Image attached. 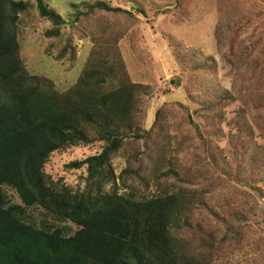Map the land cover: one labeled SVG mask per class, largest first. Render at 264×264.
Wrapping results in <instances>:
<instances>
[{
	"label": "trees",
	"instance_id": "obj_1",
	"mask_svg": "<svg viewBox=\"0 0 264 264\" xmlns=\"http://www.w3.org/2000/svg\"><path fill=\"white\" fill-rule=\"evenodd\" d=\"M49 1L0 0V264H211L227 245L254 250L249 217L231 194L227 218L215 214L224 225L221 239L206 235L210 225L192 229L191 215L205 205L183 186L195 173L180 162L171 137L153 143L155 152L146 159L152 130H141L135 117L148 90L131 81L118 39L90 28L93 48L64 91L26 68L19 38L31 14L49 24L43 33L49 40L61 39L67 25ZM72 9L70 27L99 13L131 16L102 0ZM61 43L50 57L72 63L78 57L72 39ZM237 125L250 141L249 125ZM93 144L99 154L68 165L86 169L78 188L47 172L55 154ZM121 153L127 167L116 174L113 160ZM254 154L250 189L263 197L264 157Z\"/></svg>",
	"mask_w": 264,
	"mask_h": 264
},
{
	"label": "rangeland",
	"instance_id": "obj_2",
	"mask_svg": "<svg viewBox=\"0 0 264 264\" xmlns=\"http://www.w3.org/2000/svg\"><path fill=\"white\" fill-rule=\"evenodd\" d=\"M96 1H49L67 23L61 39H46L43 33L49 24L31 14L19 38L26 68L54 80L64 91L76 82L93 48L90 28L97 36L103 30L105 37L118 39L131 81L148 90L135 117L141 130H152L146 159L150 161L155 152L153 143L162 145L169 136L178 145L180 162L196 174L183 185L205 205L191 215L192 229L210 225L206 235L221 239L224 225L215 214L220 220L227 218L223 211L228 212L230 194L249 217V241L258 247L218 248L211 264H264V195L250 189L254 153L264 157V0H102L132 17L99 13L69 26L72 5ZM68 38L78 57L72 63H59L50 56L57 55ZM241 120L252 131L250 141L236 129ZM100 152L101 147L93 144L55 154L47 172L54 180L78 188L86 169H67L68 165ZM126 160L123 153L114 157L116 174L127 167ZM236 190L241 193L235 195ZM7 193L14 203L18 201L15 193Z\"/></svg>",
	"mask_w": 264,
	"mask_h": 264
}]
</instances>
